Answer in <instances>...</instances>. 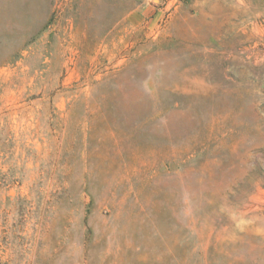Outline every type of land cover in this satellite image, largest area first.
<instances>
[{
	"label": "rangeland",
	"instance_id": "1",
	"mask_svg": "<svg viewBox=\"0 0 264 264\" xmlns=\"http://www.w3.org/2000/svg\"><path fill=\"white\" fill-rule=\"evenodd\" d=\"M0 264H264V0H0Z\"/></svg>",
	"mask_w": 264,
	"mask_h": 264
}]
</instances>
